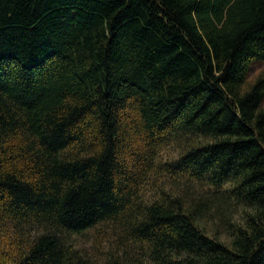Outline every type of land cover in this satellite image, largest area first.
<instances>
[{"label":"trees","instance_id":"obj_1","mask_svg":"<svg viewBox=\"0 0 264 264\" xmlns=\"http://www.w3.org/2000/svg\"><path fill=\"white\" fill-rule=\"evenodd\" d=\"M255 61L264 0H0V264H264Z\"/></svg>","mask_w":264,"mask_h":264},{"label":"rangeland","instance_id":"obj_2","mask_svg":"<svg viewBox=\"0 0 264 264\" xmlns=\"http://www.w3.org/2000/svg\"><path fill=\"white\" fill-rule=\"evenodd\" d=\"M260 73H264V61H255L251 65L249 72V79H254ZM176 147L173 144L165 145L159 155V161H163L174 157L177 154ZM160 180V179H158ZM150 192L145 188L143 196L147 198ZM107 225L102 226L100 229L91 230L86 234L77 236L78 245L84 250L85 253L93 255H105L109 249L110 240L109 231H106ZM108 228V227H107Z\"/></svg>","mask_w":264,"mask_h":264}]
</instances>
